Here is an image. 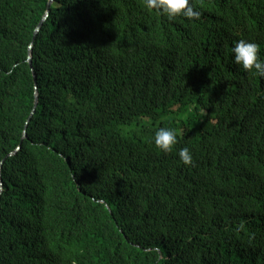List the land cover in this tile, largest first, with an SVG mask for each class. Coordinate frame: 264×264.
Masks as SVG:
<instances>
[{"label": "trees", "instance_id": "1", "mask_svg": "<svg viewBox=\"0 0 264 264\" xmlns=\"http://www.w3.org/2000/svg\"><path fill=\"white\" fill-rule=\"evenodd\" d=\"M191 2L0 0V264H264V0Z\"/></svg>", "mask_w": 264, "mask_h": 264}, {"label": "clouds", "instance_id": "2", "mask_svg": "<svg viewBox=\"0 0 264 264\" xmlns=\"http://www.w3.org/2000/svg\"><path fill=\"white\" fill-rule=\"evenodd\" d=\"M143 6L147 11H154L169 21L178 17L199 20L201 16V12L191 0H143ZM231 61L241 70L254 73L258 78L264 79V60L259 56L257 43L246 39L237 40L231 47ZM152 143L160 152L169 153L177 143V132L172 128H158L152 137ZM177 155L182 165L193 164V157L188 147L181 148Z\"/></svg>", "mask_w": 264, "mask_h": 264}, {"label": "rangeland", "instance_id": "3", "mask_svg": "<svg viewBox=\"0 0 264 264\" xmlns=\"http://www.w3.org/2000/svg\"><path fill=\"white\" fill-rule=\"evenodd\" d=\"M47 16V15H46ZM193 116L192 110L187 107L185 109H179V107H173L170 114L166 116L164 119L160 121H145V125H149V129H154L155 127H158L162 122H165V124L172 123V124H181L184 121L189 120ZM175 129V127H174ZM149 135V133H148ZM147 135H145V138Z\"/></svg>", "mask_w": 264, "mask_h": 264}, {"label": "water", "instance_id": "4", "mask_svg": "<svg viewBox=\"0 0 264 264\" xmlns=\"http://www.w3.org/2000/svg\"><path fill=\"white\" fill-rule=\"evenodd\" d=\"M53 1H54V0H51V2H53ZM41 26H42V24H40L39 27L37 28L33 40H36L37 35H38L39 31H40ZM29 51H30V53H29V57H28V63H29V65H30V67H31V69H32V72H33V74H34V81H35V84H36V105H37V102H38V87H37V76H36V73H35L34 68H33V58H32V57H33V56H32L33 44H31V46H30V50H29ZM35 112H36V106H35L34 110L32 111V113H31V115H30V117H29V119H28V121H27V123H26L25 132H24V139L27 137L26 129H27L29 123L31 122V120H32V118H33ZM19 150H20V147H18V148L16 149V151H14L13 153H10V154L6 157V159L9 158V157H11V156H13V155H15ZM6 159H5V160H6ZM5 160L2 161L1 166H2V164L5 162ZM1 166H0V168H1ZM2 185H3V183H1V192H2V190H3Z\"/></svg>", "mask_w": 264, "mask_h": 264}]
</instances>
